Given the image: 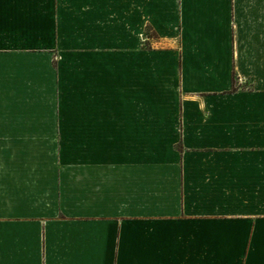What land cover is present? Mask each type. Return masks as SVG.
<instances>
[{
  "label": "crops",
  "instance_id": "obj_1",
  "mask_svg": "<svg viewBox=\"0 0 264 264\" xmlns=\"http://www.w3.org/2000/svg\"><path fill=\"white\" fill-rule=\"evenodd\" d=\"M31 9L0 0V264H264V0H81L65 43Z\"/></svg>",
  "mask_w": 264,
  "mask_h": 264
},
{
  "label": "rangeland",
  "instance_id": "obj_2",
  "mask_svg": "<svg viewBox=\"0 0 264 264\" xmlns=\"http://www.w3.org/2000/svg\"><path fill=\"white\" fill-rule=\"evenodd\" d=\"M68 3H71V6H68ZM21 6L26 9V12L33 13V10L31 8L36 7H42L44 9V12L48 14L43 15V26L45 27V33L50 34L51 26L53 27V31L51 33V36L56 37L57 41L61 43H65L66 37V23H67V11L68 9L73 11L74 7L77 10L81 11V0H12V7ZM51 10L53 11V22H49L52 17L50 16ZM46 18V19H44ZM57 21V22H56ZM49 22V23H48ZM52 23V24H51ZM58 23V26L56 25ZM48 30V31H47ZM156 36L155 33L151 30L149 26H146L143 33L140 37H142V40H146V38H152ZM141 46L144 48H149L150 44L147 41H142ZM66 51V48H60V52ZM59 50L54 49V51H48V55L51 59V64L55 67L58 65V62L61 58ZM45 53V54H47ZM27 151L30 153L31 151H41L42 153V161L44 164H48L49 162L53 161V155L51 154L56 147H58L61 150H66L67 144L65 143H59V144H53V143H41V144H27Z\"/></svg>",
  "mask_w": 264,
  "mask_h": 264
}]
</instances>
